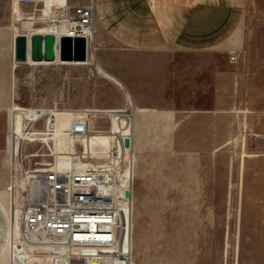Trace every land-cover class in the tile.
I'll return each mask as SVG.
<instances>
[{"label":"rangeland","instance_id":"1","mask_svg":"<svg viewBox=\"0 0 264 264\" xmlns=\"http://www.w3.org/2000/svg\"><path fill=\"white\" fill-rule=\"evenodd\" d=\"M244 7V21L228 49L205 52L200 60L192 51L173 49L169 115L135 106L164 101L148 90V70L133 69L139 59L131 50L118 53L114 42L106 44L102 61L95 38L97 59L128 77L133 100L100 61L106 78H89L88 65H66L57 57L55 65L26 66L38 79L30 97L41 96L43 79L60 75L61 109L88 110L91 96L111 101L123 93L124 106L89 108L100 111L90 135L59 131L56 158L37 162L46 177L54 174L66 185L68 208H108L118 217L120 233L115 242L32 243L20 222L27 167L19 166L14 188H0L10 191L11 264H264V0H245ZM5 14L0 11V19ZM21 15L14 14L12 25ZM199 64L204 75L196 72ZM213 67L231 71L232 78L225 80L230 107L196 117L188 110L195 105L205 110L213 103ZM202 81L204 90L195 92ZM17 111L21 120L13 129L23 137L26 117L36 112ZM29 136L49 137L42 131ZM13 145L15 162L20 153Z\"/></svg>","mask_w":264,"mask_h":264},{"label":"crops","instance_id":"2","mask_svg":"<svg viewBox=\"0 0 264 264\" xmlns=\"http://www.w3.org/2000/svg\"><path fill=\"white\" fill-rule=\"evenodd\" d=\"M12 1L10 4H0V11L6 13L4 20L0 19V188H12L13 185L12 147L10 144L7 146V137L11 131L12 107L50 108L63 96L59 74L57 76L53 74L51 80H42L41 96H29L28 93L38 86V79L34 73L26 72V66L55 64L54 61L31 59L27 62L16 61L15 37L18 33H27L30 36L34 32H42L47 22L44 17L52 6L86 3L89 0H17V5L14 4L15 0ZM93 1L95 32L101 60L107 43H116L118 53L131 50L139 59L133 63V69L139 66L141 70H148V90L155 93L156 100L164 101L163 105L135 104V106L146 109L142 112L164 111L165 115L171 114L173 107L168 103L173 98L169 88L173 76V49L192 51L198 55V60L205 52L211 54L224 48L228 49L230 41H236L237 32L246 15L245 0H180L177 3L171 0ZM15 13L22 14L20 21L16 20L17 26L12 25ZM101 60L99 58L101 64L113 73L125 88L115 84L122 88L124 95L128 91L133 100L132 92L135 93V89L130 86L128 77L120 71H113L110 65ZM124 64L129 65L127 62ZM199 65L196 72L204 75V64ZM98 68L100 75L105 77L107 74L99 66ZM227 78L229 80L232 78L231 71L213 67L211 85L215 93L211 107L204 110L201 106L195 105L188 112L197 117L203 113L212 114L224 107H230L231 89L225 84ZM204 85V81L197 84L195 92L199 93L202 88L204 90ZM223 85L226 88H222ZM124 105L126 99L124 100L123 93L117 100L103 101L92 96L88 99L89 108L106 109ZM17 161L18 159L15 160V165L19 167ZM8 235V218L0 205V252L6 244Z\"/></svg>","mask_w":264,"mask_h":264},{"label":"built area","instance_id":"3","mask_svg":"<svg viewBox=\"0 0 264 264\" xmlns=\"http://www.w3.org/2000/svg\"><path fill=\"white\" fill-rule=\"evenodd\" d=\"M46 19L53 26L59 27L61 32L60 38L64 36L73 39L76 37L85 38L86 54L88 58H90L88 62V77L96 78L99 75V61L96 55L97 46L95 43L94 1L89 0L86 3H64L54 5L47 13ZM57 50L58 44L56 43V52ZM234 59H236V57L233 56L232 60ZM19 109L25 111L27 114H30V111L36 112V115L26 117L24 125L26 135L23 137H18L12 128L14 125L12 113ZM95 113H98V111H93L91 109H61L58 101L50 108L13 106L10 118L11 131L7 137V146L9 141L12 142L13 140L15 149L17 150L19 148V153L21 154L22 162L25 167L37 171V162L39 160L53 158V149L55 150L58 148V143L60 141L58 132L64 131L73 137L90 135L92 128L91 124ZM34 131L45 132L49 137L45 140L41 138H32L29 134H32ZM31 146H33L32 149ZM27 155L30 156V159H28L29 157ZM52 175L53 176L50 174L49 177H32L27 183V188L24 189L25 199L20 213L24 226L30 229H36L40 226L42 229H45L48 234L58 237L65 234L67 238L63 241H59L66 244L69 242V244L76 245L85 241H92V238L88 239V235H85L84 232L87 231V227L82 221L83 218H86L83 216L86 213L84 211L90 210H88V207H78L73 214H66V210L71 205L68 200V195L70 197L71 194L66 185L61 184L56 176H54V174ZM85 203L86 202L83 204L88 205ZM81 208H85V210ZM91 211L102 212L100 214L103 215V217H101L103 220L98 223L114 222L113 227L98 225L97 229L101 232H110L107 237L101 239L102 242H115L120 233L118 217L113 216L111 210L108 208H95V210ZM43 239L44 238L41 237L40 240L44 241ZM116 252L117 251L113 253ZM116 254L120 255V253Z\"/></svg>","mask_w":264,"mask_h":264},{"label":"bare ground","instance_id":"4","mask_svg":"<svg viewBox=\"0 0 264 264\" xmlns=\"http://www.w3.org/2000/svg\"><path fill=\"white\" fill-rule=\"evenodd\" d=\"M20 19H21V17H20ZM44 20L47 21V24L45 25V29H43L42 33H53V34L56 35V37L58 39V50H57V56H56L58 58V62L64 63L66 65H69V64H71V65L72 64L73 65H88V62L90 61V58H88V56H87V58L85 60H77V59L68 60V59H63V58H61L59 56V39H60V36H61L60 29H59V27H55L50 22H48V20L46 19V16L44 17ZM99 75H100V71H99ZM85 110H87V109H85ZM91 110H93V109H91ZM12 117H13V121H14V125L13 126H16L17 124H19V121L21 120V117H20V115H19L17 110L12 113ZM15 132H16L17 135L21 134L20 131H15ZM82 137H84V136H82ZM13 143L14 142L9 141V144L12 147V149H11L12 151L11 152H14ZM27 156L30 157L29 155H27ZM55 158L56 157L53 154V158L52 159L54 160ZM17 159H18L17 164L20 167H22V168L24 167L25 168L24 163L22 162V158L20 157V154L17 155ZM13 169H14V173H16V169L18 170V167H17V165H15V162H14V165H13ZM24 174H27L26 188H27V183L30 181V179L32 177H36V176H44V177H46V175H45V173L43 171L38 170V169H37V171L33 170V169H28V167L24 171L23 175ZM14 186H15V180H14V177H13L12 188H14ZM127 188H129V186ZM125 195H126V193H125ZM129 196H127V197H129ZM24 199L22 200V203H21V210H22ZM0 205L3 207V209H4L5 213H6L7 218H8V223H9V235H8V238H7V241H6V244H5L4 248L0 252V264H11V240H12V237H11V224H12L11 218H12V209H11L10 191L8 189H0ZM77 208L78 207L71 208V209L68 208L66 210V214H73L75 209H77ZM81 209L85 210V208H81ZM88 210H90V211H84L86 213L83 216H85L86 218H83L82 221H83V224L87 227V229H86L87 231L84 232L85 235H88V239L92 238L93 240L92 241H85V242L102 241L101 239H104L105 237H107L110 234V232H108V231L101 232V231H99L97 229L98 225H102V226L106 227L105 223H103V222L102 223H98L99 221L103 220V218H101V217H103V215L100 214L102 212L99 213L98 211H91L93 209H88ZM20 222L22 224L23 230L26 231V232H29L31 234L32 243H52V242H54V243L60 244V245H72V244H69V242H68V244H66V243H62L61 241H59V240L63 241V240H65L67 238V237H65V234H62L59 237L58 236H54L52 234H48V232H46V230L42 229L40 226L37 227L36 229L26 228L24 226L23 222H22L21 214H20ZM112 236H113V234H112ZM41 237L44 238L43 239L44 241L40 240ZM50 240H52V241H50Z\"/></svg>","mask_w":264,"mask_h":264},{"label":"water","instance_id":"5","mask_svg":"<svg viewBox=\"0 0 264 264\" xmlns=\"http://www.w3.org/2000/svg\"><path fill=\"white\" fill-rule=\"evenodd\" d=\"M56 43L58 39L53 33L34 32L30 36L27 33H18L14 43V58L18 62L54 61L57 56ZM59 56L63 59L85 60L86 41L83 37H61L59 39ZM129 140L126 145L129 146ZM127 196L131 194L129 188L125 190Z\"/></svg>","mask_w":264,"mask_h":264}]
</instances>
